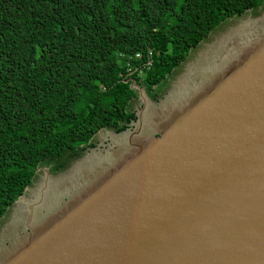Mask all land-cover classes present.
Returning <instances> with one entry per match:
<instances>
[{
	"label": "water",
	"instance_id": "1",
	"mask_svg": "<svg viewBox=\"0 0 264 264\" xmlns=\"http://www.w3.org/2000/svg\"><path fill=\"white\" fill-rule=\"evenodd\" d=\"M262 18L264 9L207 45L155 103L123 80L144 104L136 119L56 175L36 169L44 175L24 199L46 176L103 157L48 223L6 235L25 187L6 210L15 206L0 264H264V25L247 38L232 32ZM146 104L165 106L164 115L149 118L137 142L116 144L141 132Z\"/></svg>",
	"mask_w": 264,
	"mask_h": 264
},
{
	"label": "trees",
	"instance_id": "2",
	"mask_svg": "<svg viewBox=\"0 0 264 264\" xmlns=\"http://www.w3.org/2000/svg\"><path fill=\"white\" fill-rule=\"evenodd\" d=\"M263 9L264 0H0V219L40 164L61 171L99 130L136 119L123 80L156 100L155 86L217 23ZM147 49L152 66L129 75L127 58Z\"/></svg>",
	"mask_w": 264,
	"mask_h": 264
},
{
	"label": "bare ground",
	"instance_id": "3",
	"mask_svg": "<svg viewBox=\"0 0 264 264\" xmlns=\"http://www.w3.org/2000/svg\"><path fill=\"white\" fill-rule=\"evenodd\" d=\"M263 25L264 18L255 21L248 20L245 25H240L238 28L232 30V32L235 31L234 35L239 36L240 39L247 38L246 33L248 31ZM207 70L208 68H201L196 74L199 78H202L206 74ZM208 77L209 74L207 75V78ZM160 112L164 115L165 106L155 109V107L151 104H146V108L142 113L144 119L139 125L141 132L134 135L133 138H127L125 136L115 140L113 139V141L120 146H125L127 139L129 144H132V141L133 143L134 141L137 142L150 128V121H148V119L155 117V114ZM102 159L103 157L97 156L95 153H91L68 174L57 178L46 176L42 181L40 188L31 190L32 199L28 200L23 198L18 202V205L14 209L15 219L12 225H9V227L6 228L5 234L10 235L17 228L22 226H33L36 224L42 225L48 223L49 220L55 216V214L63 210L65 205L64 202H61L62 197L67 195L72 198L71 196L74 195L73 190L84 186L86 180L93 174L92 169L98 165Z\"/></svg>",
	"mask_w": 264,
	"mask_h": 264
},
{
	"label": "rangeland",
	"instance_id": "4",
	"mask_svg": "<svg viewBox=\"0 0 264 264\" xmlns=\"http://www.w3.org/2000/svg\"><path fill=\"white\" fill-rule=\"evenodd\" d=\"M261 12L262 11L255 14L252 12V10L246 11L241 16H234L232 18L225 20L222 23H217L214 29L211 31V33L207 37H205L198 46L190 50L189 52L190 54L189 56H187L188 58L186 57L187 60L185 59L183 62H181L180 65L177 68H175L170 74H168L166 78L159 85L155 86L154 92L158 97L156 100H154L150 96H148L150 100L155 103L159 98H162L168 91H170L174 86V84L177 83L178 78L184 75L187 68V64L190 62L196 63L198 59V53L201 51H205L207 45L211 44L215 39L227 33L230 29L236 27L246 19L255 18L256 15H259ZM143 106L144 104L142 103L141 99L135 97V99H133L130 102L129 109L131 110L132 107L136 112L137 110H141ZM110 132H111L110 129L100 130L98 133H96L93 136L91 142L94 143L95 146L97 147L98 146L102 147L104 145L103 147L107 148V144L110 143ZM84 153L85 151L82 154L84 155ZM72 162L73 161H71L66 168H68ZM45 167L48 168L50 175H56V172L52 171L50 165L40 164L38 168L42 169ZM43 175L44 174L42 170L37 172V174L34 176L32 180V184L29 185L27 192L24 193L23 198H29V193H28L29 190L38 186L40 179ZM14 207L15 206H13L11 209H13ZM11 209H9L0 219V232L2 228L5 226V224H7L10 221L11 213H12Z\"/></svg>",
	"mask_w": 264,
	"mask_h": 264
},
{
	"label": "built area",
	"instance_id": "5",
	"mask_svg": "<svg viewBox=\"0 0 264 264\" xmlns=\"http://www.w3.org/2000/svg\"><path fill=\"white\" fill-rule=\"evenodd\" d=\"M120 57L123 58L124 55H120ZM142 57L145 58V62L141 66H139V67L135 68L134 70H132L131 69L132 68V66H131L132 59L139 60ZM153 61H154V51L152 49H147V51L143 55H142V53H136L134 55V57L133 56L128 57L126 62H125V66L127 68V71L129 73V75H131L135 71H137V73L139 75H142L144 73V71L148 70L152 66Z\"/></svg>",
	"mask_w": 264,
	"mask_h": 264
},
{
	"label": "flooded vegetation",
	"instance_id": "6",
	"mask_svg": "<svg viewBox=\"0 0 264 264\" xmlns=\"http://www.w3.org/2000/svg\"><path fill=\"white\" fill-rule=\"evenodd\" d=\"M157 97H158V96L156 95L155 99H157ZM133 99H135V97H134ZM133 99H132V100H133ZM132 100H131V101H132ZM131 101H130V102H131ZM130 111L135 112V110H134L132 107H131V110H130ZM91 143H92V142H91ZM92 147H95V144H94V143H92ZM88 148H90V147H88ZM88 148H87V149H88ZM87 149H86V150H87Z\"/></svg>",
	"mask_w": 264,
	"mask_h": 264
}]
</instances>
